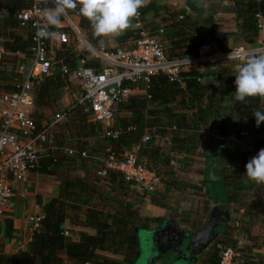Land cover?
Masks as SVG:
<instances>
[{
	"label": "trees",
	"instance_id": "1",
	"mask_svg": "<svg viewBox=\"0 0 264 264\" xmlns=\"http://www.w3.org/2000/svg\"><path fill=\"white\" fill-rule=\"evenodd\" d=\"M232 1L236 32L243 43L252 44L258 33L259 20L264 19V0ZM31 4L30 0H0V48L2 50L0 74H11L9 63L16 54L22 55L26 59L31 57L30 35L21 37L17 34L19 26L16 19L17 14L30 8ZM41 6L45 5L41 4ZM156 10L154 0H149L145 7L139 9L137 19L143 23V17L155 15ZM178 16H180L179 21L171 25L168 33L165 34L162 30L161 40L168 45L167 56L169 59L194 56L197 54L198 48L204 45L203 37L196 29L195 23L191 22L184 14ZM131 23L132 27L130 28L134 33H137L133 27L135 19ZM78 28L82 38L90 47L100 49L104 46V37L95 36L91 23L81 15L78 16ZM210 36L220 51L227 53L221 47L225 40L222 35L212 28ZM135 37L132 36V40ZM52 58L57 65L56 68L61 70L55 73L63 74L53 77L48 83L42 81L36 87L33 95V109L47 107L49 98L54 97L58 90L67 84V76L79 64L78 58L72 53V48L64 45L55 51ZM83 65L90 67L91 63L85 61ZM211 73H219V70L215 67ZM176 77V80L170 81L168 76L157 74L150 76L147 83H124L122 85V89H142L144 96L129 97L126 100L122 110L130 113L131 117L117 119L111 126V129L120 127V131L118 130V136L114 140L104 138L106 140L104 145L108 146V149L103 151L99 157L90 155L87 150L75 153L74 150L67 149L62 144L53 141L54 149L47 150L42 154L43 156L40 155L35 174L55 178L58 183V196L41 206L42 218L38 227L30 229L27 234L28 242L24 251L4 253L0 242V264L135 263L137 232L147 229L154 219L144 217L141 219L137 206L125 200L130 191L116 172L105 171L102 177L96 175V172L101 169V160L104 159L106 151L116 157L128 153L143 135L144 126L140 124L139 119L146 115L152 118L148 124V127L152 128L150 135L159 138L165 137L170 149L175 153L182 154L183 160L186 161L185 156H190L196 150L200 139L198 132L207 126L208 121H214L218 128H229L238 133L239 129L250 127L253 118H255L252 115L253 110H263V107L261 108L259 105V96L247 97L243 103L235 100L232 108L214 107L211 96L206 90L209 87L199 82L200 77L196 71L185 70L179 72ZM13 84L9 85V89L0 84V93L11 91ZM235 91L236 88L235 90L229 89V93L234 96ZM186 112H190V120L187 123L184 118ZM219 112L226 113L228 119L223 122L216 121ZM35 114L34 110L31 112V117L34 124L39 126L40 123ZM223 116L225 115L223 114ZM154 120L159 125L155 124ZM233 124H236V129L233 128ZM157 126L160 127L157 128ZM187 131H189L188 134H186ZM147 136L149 137V135ZM257 143L258 141H255L253 150L247 152L235 167L226 172L221 184L226 189L227 202H236L241 194H245L244 196L247 197V199H242V202H246L247 205L243 207L241 220L244 228L239 234L247 242L252 241L256 247L264 249V236H252L249 233V226L253 221H245V219L256 218L258 213L255 212L256 210L264 211V184H257L249 180L245 167L248 161L258 154ZM65 150L71 152L66 153ZM157 151L158 149L155 148L152 153ZM82 152L85 153V157L80 156ZM152 159L156 160L158 164L160 163L161 166H167L171 162L161 155ZM139 160L146 168L155 172L160 182L159 169L148 166L140 158ZM84 167V172L88 167L94 178H89L87 173H84L83 177L73 173L76 169L82 170ZM98 182H102L103 187L106 186L108 194L105 195L104 191H101L100 188L103 187H100ZM154 197L150 196V201ZM217 211L222 218L225 217L222 208L218 207ZM65 223L85 231L70 232L64 229ZM2 224V238H14L12 220L5 217L2 219ZM63 232H66V235H63ZM214 243L218 245L222 244V241L217 239ZM214 246L209 247L206 255L200 260V264H215L216 261L213 262L207 258L212 253ZM241 260L239 261L246 264L244 259ZM217 264H219L218 261Z\"/></svg>",
	"mask_w": 264,
	"mask_h": 264
},
{
	"label": "crops",
	"instance_id": "2",
	"mask_svg": "<svg viewBox=\"0 0 264 264\" xmlns=\"http://www.w3.org/2000/svg\"><path fill=\"white\" fill-rule=\"evenodd\" d=\"M41 1L44 5L49 7L47 0ZM154 3L157 7L156 14L153 16L145 15L143 17L142 24L145 30H152V32H155V30L160 29L166 34L170 31L171 25L179 21L180 16L178 15L184 14L191 22L195 23V27L200 31L204 40V45L208 47L209 54L211 55L226 54L225 52L223 53L220 51V48L212 40L210 36V31L212 28L220 33L222 38L225 39L221 44V47L224 48L226 52L234 49L252 50L259 45L261 40L264 39V19H260V22L263 23V29L258 31L254 42L252 44H245L242 42L236 32V21L234 18L232 0H154ZM55 26L61 27L62 22ZM129 29L132 30V28ZM17 34L21 37L30 35L27 28L20 27L17 30ZM130 39L132 38L122 35L104 37L105 43L103 47H124L131 42ZM162 44L167 50L168 45L163 40ZM59 47L60 46L53 44L49 49V55L51 59H53L52 55H54L55 51L58 50ZM71 48L72 53L76 57L85 56L87 63H91V66H94V63L90 62L85 55L81 45L76 44ZM247 57L248 54L240 60H233L224 57L222 59H216L214 62H217V64L215 65H213L214 62L203 63L188 70L196 71L200 77L199 82L209 87L206 90L209 93L208 95L211 96L212 105L214 107H223L225 109L228 107L232 108L234 105L235 96L229 93V89L235 90V75L237 74L238 69L245 63ZM9 67L11 68V74H0V84L8 89L9 85L13 84V82L22 80L26 77L28 70V59L24 58L22 55L16 54L9 63ZM215 67L219 70V73H211V70H213ZM58 71L61 70H58L57 68L56 70H52L49 75L43 79V81L48 83L53 77H58L63 74L55 73ZM66 83L67 84L64 87L58 90L54 97L49 98L47 101V107H36V109L32 108V112L35 110L37 121H39L40 125H42L51 118L53 113L55 114L57 112L69 110L63 122L53 128V141L57 144H62V146L67 149L74 150L75 153L77 151L87 150L90 155L99 157L103 151L108 149V146L105 147L106 145H104L106 140L102 137L101 126L91 120L89 113L87 114V117H84L85 119L82 117V115H77L75 111L83 106L79 102L81 93H79L76 89L77 86H80V90L82 92L81 83L70 76H67ZM135 96L143 97L144 91L137 88L126 89L122 97L121 104H123L121 105V110L123 109L126 100L129 97ZM73 102L75 105H72ZM259 105H261V108L263 107L264 110V97H259ZM122 112L124 113L122 117L123 119L131 117L130 113L124 110H122ZM73 114L74 117L72 119V124H75V126L72 128L74 131H70L68 125L65 129V127H62V124H64L65 121H69ZM189 114L190 112H186V115L184 116L186 123L188 120H190ZM223 114L225 116H223ZM81 119H84L86 124L83 126H77L76 123L79 122L75 121L80 120L81 122ZM151 119L152 118L150 116L146 115L139 119L140 124L144 126L142 136L149 135L150 138V141L142 146L139 158L143 162L151 163V165L159 169L161 175L159 190L161 189V193L156 191V194L158 193L157 195L152 193L142 195L136 193L128 187L127 189L130 192L128 193L129 196L125 197V200L129 203L135 204L137 207L139 204L144 205V218L147 219L163 220L168 215H171V213H174V219L176 221H180L182 225H184L185 233L183 237H186L190 234L188 230L190 227H192V225L194 226L196 223L202 225L201 223L204 221L209 222L210 213L213 211V223L215 224V231L212 232L211 235L215 236V241L218 239L224 242L226 240L225 238L229 237V235L224 233V231L228 229L229 223L231 221H236L241 217L243 207H246L247 203L242 202L243 200L241 195L236 202H227L226 189L221 184V180L226 175V172L232 167H235L247 152L253 150L255 141H258V152L261 149H264V123L257 127L256 120L253 118L249 128L239 129L237 133L229 128H218L215 126V122L210 120L208 121L207 126L203 129H200L198 132L200 133V139L196 150L190 156H185L186 161H184V156L182 154L175 153L170 149L168 140L165 137L159 138L157 136L150 135L152 128H149L148 124L149 120ZM226 119H228L226 113L221 114V112H219L216 121L223 122ZM115 122H113L112 125L110 123V125L113 126ZM155 124L159 125L157 121ZM234 125V129H236V124ZM159 127L160 126H157V128ZM119 128L120 127H115V130L118 131ZM188 133L189 131L186 132V134ZM236 140L239 142L237 143ZM155 148H157L158 151L156 153H152ZM60 153L65 154L63 152ZM160 155L168 158L169 161L173 160L176 164L175 167L170 168L168 165L161 166L160 163L158 164L156 160L152 159ZM207 163L210 165L207 166ZM211 168H213V170ZM84 169L85 167L82 170L76 169V171L73 173L80 175L81 177H83L84 173H87V176L92 178L93 174L91 173V170L87 167L86 172H84ZM212 172L219 175L217 183L220 184L223 189V201L213 200L209 194V177L211 176ZM182 178L185 181L201 180V182L199 185H195L190 182L185 183L182 181ZM98 185L100 187L104 186L102 182H98ZM16 188L17 194L12 200V206L8 215V218L12 220V235L14 238H2L3 224H0V242L2 244L4 253H14L18 251H24L26 249V244L28 242L27 234L30 232L27 219L36 214L41 215V206L50 199L57 198L59 193L58 183L55 178L38 174H33L28 178L26 183L18 184ZM100 189L101 191H104L105 195L108 194L106 186ZM173 192H175V194L179 193L178 195L180 198H182V200L188 201L189 199V202L195 203L196 205H198L200 202L196 201V199L199 196L204 195L207 198V201L210 200V202H213L211 206L212 208L209 209L210 205L208 206L206 201L204 204H202L204 209L201 208V210L196 212H190L189 207L184 208L181 203H177V206L169 204L170 202L167 201L171 200L167 199V195L165 193ZM131 194L133 196V200L130 197ZM152 195L155 197L150 201L151 198L149 197ZM244 199H247V197ZM202 206L200 202V207ZM218 207L222 208V213L225 214L224 218L219 215L217 211ZM255 219L256 222H258V218ZM259 220H261V222L264 221L263 219ZM199 221H201V223ZM245 221H249V219H245ZM63 227L64 229L68 230L71 226L65 223ZM70 232L73 231L70 230ZM241 238L244 239L243 237ZM243 242L248 243L247 241L245 242V240ZM194 243L195 242L192 243V246L195 245ZM205 244H201L199 247L191 248V256L193 257L191 262H193V264H200V260H202V253H205L204 250L202 252L201 250L203 249L204 245L207 246L205 250H208L209 246L211 245L208 241L205 242ZM252 248L253 247L250 249ZM252 251L254 253H249L248 256L253 257V259L241 258V261L244 259L246 264H264V249L254 247ZM237 264L243 263L238 260Z\"/></svg>",
	"mask_w": 264,
	"mask_h": 264
},
{
	"label": "built area",
	"instance_id": "3",
	"mask_svg": "<svg viewBox=\"0 0 264 264\" xmlns=\"http://www.w3.org/2000/svg\"><path fill=\"white\" fill-rule=\"evenodd\" d=\"M30 1L31 7L16 16L18 26L29 30L32 42L27 75L16 81L11 91L0 94V216L10 211L12 200L17 194V185L26 183L35 174L40 155L54 149L53 128L62 123L69 112H57L39 126L34 124L31 117L34 91L51 72L53 61L49 49L53 44L68 47L79 44L89 61L94 63V66L85 67L83 63L87 61L86 57H77L79 64L69 76L81 83L79 102L88 110L91 120L101 126L102 137L110 140L116 139L119 133L111 129L110 123L122 102L126 90L122 89L124 83H147L150 76L157 74L166 75L172 81L177 79L179 72L200 64L212 63L224 57L240 60L249 53L264 49V39L252 50L234 49L224 55H211L208 47L201 45L194 56L169 59L160 38L162 30H155L153 35L148 33L137 19L138 16L134 18L133 25L137 31L136 37L127 48L93 49L84 41L78 28V8L62 15V26L57 27L46 23L44 11L50 7L41 6L44 5L41 0ZM48 3L52 7L53 0ZM262 24L259 20L258 31L263 29ZM149 141L147 135L142 136L128 153L119 157L106 151L96 175L102 177L105 171H114L136 193H152L159 178L138 158L140 148ZM80 156L85 157V153H80ZM41 218L40 214H36L27 219L31 230L38 227ZM231 260V249L220 251L219 264H233Z\"/></svg>",
	"mask_w": 264,
	"mask_h": 264
},
{
	"label": "clouds",
	"instance_id": "4",
	"mask_svg": "<svg viewBox=\"0 0 264 264\" xmlns=\"http://www.w3.org/2000/svg\"><path fill=\"white\" fill-rule=\"evenodd\" d=\"M149 0H53L44 11L46 23L57 25L68 10L77 9L91 23L97 37H114L132 27L131 21ZM235 100L244 102L247 97H264V49L248 54L245 63L235 75ZM256 126L264 123V110H253ZM246 176L257 184H264V149L246 164Z\"/></svg>",
	"mask_w": 264,
	"mask_h": 264
},
{
	"label": "rangeland",
	"instance_id": "5",
	"mask_svg": "<svg viewBox=\"0 0 264 264\" xmlns=\"http://www.w3.org/2000/svg\"><path fill=\"white\" fill-rule=\"evenodd\" d=\"M47 1H51V0H47ZM49 7H51L50 4H49ZM145 31H147L148 33H150L152 35L154 33V32H152V30H145ZM133 33H134L133 30L129 29L128 31H124L120 35L126 36V37L129 36L130 38H132V36L133 37L136 36V32L134 34ZM130 40H132V39H130ZM128 45L129 44H127L124 47H127ZM215 64H217V62L213 63V65H215ZM216 66H218V65H216ZM56 67H57V65L53 61L52 62L51 71L52 70H56ZM13 83H15V82H13ZM76 89H77V91L79 93H81V90H80L81 87L80 86H77ZM72 105H75L74 102L72 103ZM121 105L122 104L119 105L118 112H117L115 118L112 120L111 125L117 119H121L123 117L124 113L121 110V108H122ZM75 112L77 113L78 116H79V114L82 115L83 118L88 116L87 115L88 111H87V109L84 106H81ZM47 115H48V113H47ZM73 117H74V114L71 116V119L69 121H65L64 124H62L63 125L62 127H65V129H66V126L68 125L69 130L70 131H74L72 129L75 126V124H72ZM84 119H81V122H80V120L79 121H75V122H79V123H76V125L77 126L78 125H82V126L85 125L86 123H85ZM70 133H73V132H70ZM144 163H146L148 166H151V167L153 166V165H151V164H149L147 162H144ZM171 163L172 164H170V163L167 164L168 167H170V168L175 167L176 164H175V162L173 160H171ZM216 163H217V161H216ZM208 165H210V164L207 163V166ZM211 169L213 170V168H211ZM218 176L219 175L216 174V173H213V172L211 173V176L209 177L210 185H209V189L208 190H209V194H210V196H211V198L213 200L223 201L224 200V192H223V189L220 186V184L217 183L218 182ZM182 181H184L185 183L186 182H190V183H193L195 185H199L200 182H201V180H197V181L187 180V181H185L183 178H182ZM156 191L158 193H161L160 192L161 189L159 190V181H158L154 191L152 192V194L157 195L158 193L156 194ZM165 194L167 195V199L171 200V201H167V202H170L169 204H173L174 206H177V203H181L184 208L185 207H189V209H190L189 211L190 212L199 211V210H201V208L204 209V206H202V204H204L205 201H206V204H208V206L210 205L209 209L212 208L211 206H212L213 202L212 201L210 202V200L207 201V198L204 195L199 196L196 199V201H200L201 202V206L202 207H200V202H199L198 205H196L195 203L189 202V199H188V201L187 200L184 201L178 195L179 193L175 194V192H173V193H165ZM244 195L245 194H241V198L243 200L245 198ZM130 197L133 200V196H130ZM138 203H140V202H138ZM138 207H137V209L139 211V215H140L141 219H143V217H144V211H143L144 205L139 204ZM134 208H135V206H134ZM255 212H258L257 215H256V218H258L257 219L258 222H256L255 218L251 219L253 222L249 226V233H251V235H254V236L255 235H263L264 236V221L261 222V220H259V219H264V213H263L264 211L263 210H256ZM8 215H9V212H6V213L3 214V216H0V224L1 225H2V219H4L5 217L8 218L9 217ZM173 215L175 216L174 213H171V217L174 219ZM240 219H241V217L238 220L231 221L229 223L228 229H226V231H224V233L228 234L229 237L225 238L226 240L224 242H222V244L215 245V243H214L212 245V246L215 245L214 249H213L212 253L207 256V258H209L213 262L216 261L215 264H217V261H219V253H220V251L223 250V249H227V248L231 249V251H232V260H231V262L233 264H237L238 260H240L241 258H252L253 259V257H249L248 255H249V253H251V254L254 253L252 251V249H254V247H256V246L254 245V242H252V241L251 242L248 241V243H244L243 242L244 239L241 238L242 235L239 234V233H241V231L243 230L244 225L242 224V220H240ZM251 220H249V221H251ZM199 222L201 223V221H199ZM204 222H202L201 224H204ZM249 223H251V222H249ZM70 230L73 231V233H76L78 231H83L84 232L83 229L78 228V227L73 228L72 226L69 227L68 231H70ZM245 242H246V240H245ZM251 247H253V248L250 249ZM256 248H258V247H256ZM259 249H262V248L259 247ZM173 253L165 252V250L160 246V243L158 241L154 240L153 233L150 232L149 230H144V229L138 230V232H137V257H136V260H135L134 264H136V263H141V264L146 263L148 258L151 255H153V254L155 255V258H157V260L155 261V263H157V264H188L184 260H182V258H184V257H179L177 261H174V259L177 257V255H176L175 252H173ZM242 253H243V255H242ZM173 255H176V257H174Z\"/></svg>",
	"mask_w": 264,
	"mask_h": 264
},
{
	"label": "flooded vegetation",
	"instance_id": "6",
	"mask_svg": "<svg viewBox=\"0 0 264 264\" xmlns=\"http://www.w3.org/2000/svg\"><path fill=\"white\" fill-rule=\"evenodd\" d=\"M208 223L209 222L207 221L202 225H200L199 223H196V225L194 226L192 225V227H190V229L188 230L190 234L186 237H183L185 233L184 225H182L180 221H176L175 219H173L171 215H168L163 220H160V219L154 220V222L150 223L147 229L145 230H149L150 232L153 233L154 240L160 243V246L165 250V252L173 253L174 250H177V249L184 250L185 249V246L187 243L185 244L184 240L186 238L188 239L187 242H190L192 245L193 239L196 238L197 234L201 233V230L203 228H205V233L207 236L201 235L197 243H195V245H193L192 247L194 248L199 247L201 244L203 245L207 241L209 242V244L213 245L215 242V236L211 235L210 232L212 233L215 231L214 229L215 224L212 222V223H209L208 225ZM205 245L203 249L201 250V252L203 250L205 251V253L204 252L202 253V259L206 255V251H207L205 250L207 247ZM211 245L209 247H211ZM173 256L176 257V255H173ZM181 257H184L182 258V260H184L186 263L193 264V262L191 261L187 262L191 258V254L190 256H181Z\"/></svg>",
	"mask_w": 264,
	"mask_h": 264
},
{
	"label": "water",
	"instance_id": "7",
	"mask_svg": "<svg viewBox=\"0 0 264 264\" xmlns=\"http://www.w3.org/2000/svg\"><path fill=\"white\" fill-rule=\"evenodd\" d=\"M235 127V125L233 124V128ZM224 221V220H223ZM213 222V211L210 213V219H209V223H212ZM217 225V224H216ZM210 234H211V232H210ZM201 235H204V236H207L206 235V233H205V228H203L202 230H201V233L200 234H197L196 235V238H194L193 239V242H195V243H197L196 241L199 239V237L201 236ZM198 237V238H197ZM187 238L184 240V243L186 244V246H185V249L184 250H179V249H177V250H174V252L176 253V255H177V257L174 259V261H177L178 260V258L179 257H181V256H190V254H191V248H192V245H191V243L190 242H187ZM192 242V243H193ZM194 243V244H195ZM192 256H191V258L187 261V262H190V261H192ZM157 260V258H155V255L153 254V255H151L149 258H148V260L146 261V263H144V264H155V261ZM136 264H141V263H136Z\"/></svg>",
	"mask_w": 264,
	"mask_h": 264
}]
</instances>
